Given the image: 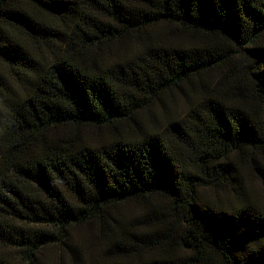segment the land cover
Returning a JSON list of instances; mask_svg holds the SVG:
<instances>
[{
  "label": "trees",
  "instance_id": "1",
  "mask_svg": "<svg viewBox=\"0 0 264 264\" xmlns=\"http://www.w3.org/2000/svg\"><path fill=\"white\" fill-rule=\"evenodd\" d=\"M247 170L264 192V0H0V264H264Z\"/></svg>",
  "mask_w": 264,
  "mask_h": 264
},
{
  "label": "rangeland",
  "instance_id": "2",
  "mask_svg": "<svg viewBox=\"0 0 264 264\" xmlns=\"http://www.w3.org/2000/svg\"><path fill=\"white\" fill-rule=\"evenodd\" d=\"M154 29L161 34L162 40L166 39L167 41H176L177 39L169 27L165 25H159L154 27ZM180 39L186 40L187 37H182ZM141 44L137 42H133L128 45L127 51L137 49ZM131 53V52H128ZM185 92L187 94H191V88L185 87ZM192 96V94L190 95ZM189 96V97H190ZM187 109L186 101L184 96L178 91H171L163 94L160 100H156L155 103L148 107L143 111V115L147 117V125L151 128L162 129L167 121L171 119H177L184 115ZM86 134H88L89 140L94 141V143L100 142L104 136V134L94 128L86 129ZM246 183L250 187V191L257 195L261 200L264 199L263 185L260 180L257 179L250 171L247 170L246 174ZM140 210V206L137 204L129 203L123 206V211L127 214V216L132 215L135 212ZM97 247V243L94 242V247L91 249H95ZM46 257L48 258L49 264H54L55 262L60 264V260L56 261V258H63L65 255H62V252H58L56 249L48 250L46 253ZM64 264H68L66 261Z\"/></svg>",
  "mask_w": 264,
  "mask_h": 264
}]
</instances>
